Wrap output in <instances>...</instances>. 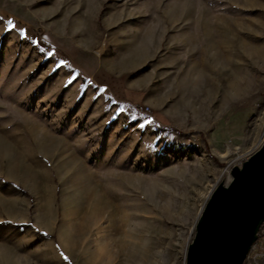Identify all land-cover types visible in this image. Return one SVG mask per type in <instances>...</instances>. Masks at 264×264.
Here are the masks:
<instances>
[{"label":"rangeland","instance_id":"374dc122","mask_svg":"<svg viewBox=\"0 0 264 264\" xmlns=\"http://www.w3.org/2000/svg\"><path fill=\"white\" fill-rule=\"evenodd\" d=\"M263 143L264 0H0V264H186Z\"/></svg>","mask_w":264,"mask_h":264},{"label":"water","instance_id":"95a60500","mask_svg":"<svg viewBox=\"0 0 264 264\" xmlns=\"http://www.w3.org/2000/svg\"><path fill=\"white\" fill-rule=\"evenodd\" d=\"M211 192L186 264H244L264 222V143Z\"/></svg>","mask_w":264,"mask_h":264},{"label":"crops","instance_id":"0c3cea01","mask_svg":"<svg viewBox=\"0 0 264 264\" xmlns=\"http://www.w3.org/2000/svg\"><path fill=\"white\" fill-rule=\"evenodd\" d=\"M102 49V48H101ZM127 68V64L123 63ZM117 67L114 68L110 65L106 58H100L98 66L93 70L95 79L100 81L99 83L111 89L112 92L119 98L132 102L134 105H140L145 102L146 93L143 89L124 84L119 78L117 73ZM123 71V69H122ZM122 84V85H121Z\"/></svg>","mask_w":264,"mask_h":264},{"label":"built area","instance_id":"2783aa9c","mask_svg":"<svg viewBox=\"0 0 264 264\" xmlns=\"http://www.w3.org/2000/svg\"><path fill=\"white\" fill-rule=\"evenodd\" d=\"M29 38L32 40L36 39V37H34L33 35L29 36ZM250 156H248V158ZM244 161L241 160L238 165L242 166ZM244 264H264V222L260 227L258 233V240L252 246Z\"/></svg>","mask_w":264,"mask_h":264},{"label":"snow or ice","instance_id":"6c2138e0","mask_svg":"<svg viewBox=\"0 0 264 264\" xmlns=\"http://www.w3.org/2000/svg\"><path fill=\"white\" fill-rule=\"evenodd\" d=\"M9 24L12 25L13 27L15 26L12 21H9Z\"/></svg>","mask_w":264,"mask_h":264},{"label":"bare ground","instance_id":"6f19581e","mask_svg":"<svg viewBox=\"0 0 264 264\" xmlns=\"http://www.w3.org/2000/svg\"><path fill=\"white\" fill-rule=\"evenodd\" d=\"M257 147H258V146H257ZM257 147H256V148H257ZM230 179H231V177H230ZM230 179H229V180H230ZM216 186H217V184L214 186V189L216 188ZM150 261H151V260H150ZM185 261H186V259H185ZM155 264H156V263H155Z\"/></svg>","mask_w":264,"mask_h":264}]
</instances>
